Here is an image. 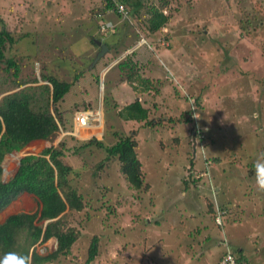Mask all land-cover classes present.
Here are the masks:
<instances>
[{"label": "rangeland", "instance_id": "374dc122", "mask_svg": "<svg viewBox=\"0 0 264 264\" xmlns=\"http://www.w3.org/2000/svg\"><path fill=\"white\" fill-rule=\"evenodd\" d=\"M141 1L134 19L108 15L107 19L117 26L116 32L109 30L100 35L96 12L103 9V0H0V16L8 32L15 39L29 33V40L35 41L32 45L37 49V58L27 59L25 42L7 46L5 56L16 59L19 71L17 78L9 80L0 70V84L6 92L0 94V99L12 92L42 86V81L31 82L40 80L42 68H46L60 80L73 84L62 101L48 105L51 114L61 117L65 129L75 111H64L74 107L99 111L101 126L96 128L97 137L92 138L109 147L116 140L112 133H133L139 144L152 148H148L149 155L156 153L165 160L157 163L155 169L152 161L149 165L143 161L144 170L151 173L147 176L152 179L146 178L150 182L147 192H137L120 175L117 161L105 163L98 171V163L105 156L103 151L90 146L74 152L90 139L79 141L56 135L53 140L27 146V152L39 154L49 147L60 149L62 144L65 156L61 161L73 169L71 186L86 204L81 212L64 213L66 227L79 236L68 255L59 256L50 264H86L94 236L99 238L98 252L90 264H213L225 248L215 244L211 247L205 240L209 234L215 238L221 234L237 255V251L254 255L258 264H264V190L257 184L255 169L258 161H264V0ZM151 5L170 19L160 36L149 35L138 25L140 20L142 23L149 18L144 6ZM164 35L169 39L164 41ZM98 39L106 41L112 50L105 53L97 67L91 68L99 51L92 40ZM132 54L142 67L141 78L162 81L161 97L154 103L159 101L163 106L150 120L154 126L163 120L164 126L158 129L144 121L118 118V110L134 100L154 110L150 94L135 95L126 83L117 87L119 109L103 110V97L124 76L118 71V63ZM94 77L98 78L97 83ZM16 82L22 86L17 87ZM175 91L179 93L176 100ZM196 97L201 99V113L197 111ZM113 103L109 100L110 105ZM41 105L39 102L31 108L36 112ZM197 115L199 119L195 118ZM190 118L196 121L190 122L193 129L186 123ZM167 121L171 125H166ZM195 128L213 142L208 149L207 141L202 145L199 138H192ZM86 131L79 136L86 138ZM21 155L5 157L1 181L12 178ZM213 155L217 162L204 160ZM189 158L197 164L192 177L198 182L197 189L190 187V195L186 196L179 189L183 187L180 181L189 178L188 166L182 168L188 165ZM171 163L175 164L173 170L165 172ZM25 198L30 196L21 195L14 200L5 209L7 213L29 212L30 207L34 211L36 200L22 204ZM210 203L215 211L225 207L218 212L225 220L215 221L214 213L208 214ZM107 207L114 213H109ZM197 230L201 231L200 236ZM32 250L46 256L56 250V240L37 243Z\"/></svg>", "mask_w": 264, "mask_h": 264}, {"label": "trees", "instance_id": "16d2710c", "mask_svg": "<svg viewBox=\"0 0 264 264\" xmlns=\"http://www.w3.org/2000/svg\"><path fill=\"white\" fill-rule=\"evenodd\" d=\"M123 1L130 6L129 12L131 17L133 19L136 18L139 12L138 9L142 6V1ZM112 8V3L107 0L105 1L103 9L96 12V14L105 15ZM144 9L149 18L142 23L140 20L138 25L145 28L149 35L160 36L162 34L161 31L168 26L170 20L169 16L164 15L162 11L154 7V5L150 7L144 6ZM138 19L139 18H137V20ZM247 24L252 25V22H247ZM242 30L245 31L246 29ZM29 36V33H24L15 39L13 34L8 32L6 26H4L0 16V70L8 76L9 80L12 77L17 78L19 67L14 57L8 59L5 56L7 46L11 47L15 43L25 42L24 47L26 51L29 52L26 58H37V49H34L35 47L32 45L35 41H30ZM164 36V41L165 39H169L166 35ZM93 42L94 40H92V45L95 46ZM105 44L110 52L112 47L108 45L106 41ZM157 44L159 45V42ZM115 47L117 46L115 45ZM133 55L134 54L126 56L125 59L117 65L118 71L124 76H122L119 83H116L115 87L110 88L103 97L105 112L111 109L116 110L117 107L119 109L120 104L117 100V87L119 88L122 85L121 83H126L135 91V95L144 92L150 94L152 97L150 104L154 110L146 109L141 102L134 100L129 105L118 110V118L123 121H132L136 123L144 121L146 125L152 127L154 125L150 120L156 117L155 112L163 106L159 101L154 103L157 97H161L160 87L162 81L158 78L154 81L149 78H141L140 70L142 67L135 62ZM12 69L14 71L13 73H11ZM77 75L74 76V79L77 78ZM40 81L47 82V84L40 87H29L24 90L12 92L0 99V164L4 156L11 152H20L32 142L50 141L56 137L55 134L58 131V127L55 121L58 120V122H60L61 117L57 118L54 114H51L48 105L49 103L56 105L62 101L64 96L69 93L73 84L60 80L54 73H51L46 68H42L40 80L34 79L31 83L37 84ZM94 82L97 83L98 78L94 77ZM15 85L17 87L22 86L20 82H16ZM37 91H39V93H37ZM1 93H6L4 89H2V84H0V94ZM37 94L40 95V99H37ZM175 95L176 100L179 98V93L175 91ZM109 100L114 101L115 104L113 103L110 105ZM195 101L198 107L197 111L201 113L199 109L200 97H196ZM39 102L42 103L41 107H38L36 112L33 111L31 106ZM145 102L147 101H144V103ZM146 104H148V102L145 103V105ZM110 106L111 108L109 109ZM78 109L79 108L74 107V109L64 112L73 113L74 111L76 112V110L78 111ZM161 115H163V113ZM192 120L193 119L190 118L186 120V123H189L193 129L192 123L196 121L193 120L192 122ZM172 121L171 119L169 120V122ZM169 122L167 121L165 124L171 125ZM163 123V120H160L154 123V127L158 129L164 126ZM112 135L116 140L109 147L105 146L102 141L92 139L81 147H78V149H75L74 152L77 153L78 150L94 146L105 153V156L98 163V171L102 169L105 163L113 160L117 161L119 163L118 171L125 179L128 186L137 192H147L150 188V182L147 181L146 178L152 179V177L147 176L151 173L148 171L145 172L143 161H146L147 165L152 161L155 169L157 163L165 162V160H162L160 155H157L155 152V155H149L148 151L152 150V148L150 149L148 146L150 149L148 150L146 145L142 143L139 144L133 133L127 136L119 132H114ZM192 135L193 139L199 138V143L202 145L207 141L208 144L205 146L206 149H208L209 144L210 146L213 144L209 137L203 135V131L200 128H195ZM178 141L179 139H176L175 142ZM60 146V149L54 147L46 148L40 156H27L22 158L20 160V166L10 181L5 184L0 181V212L5 210L14 200L24 193L32 195L38 200V208L31 213L11 215L0 224V258H3L8 252H19L22 255H30L32 264H50L59 256L68 255L72 245L77 241L79 234L74 229L66 227L64 213L67 211L81 212L86 208V204L84 202V197L78 194L77 190L71 186L72 180L70 179V175L74 173V171L71 167L62 163L61 158L65 156V148L62 144H60ZM167 148L171 149V147ZM195 150H198V148L196 147ZM145 152L147 153L144 155ZM197 160L201 164L202 160L200 158H197ZM204 160L208 161V163L211 161H218L214 155L204 158ZM188 162V165H182V168L186 169V166H188L187 176L189 178L180 181L183 187L181 186L179 189L181 194H185L186 196L190 195V187L192 188V186H194V189H197L195 183L198 182V179L192 177L194 166L197 164L193 163L194 161H190V158ZM173 165L175 166V164L171 163L169 166L170 168L165 172H169L170 169L173 170ZM166 169L167 167L165 170ZM1 173L2 168L0 167V177ZM179 176H182V174ZM158 177L161 178L160 176ZM158 182L161 181L159 180ZM224 208V206H221L215 211L213 204L210 203L207 207V212L208 214L214 213L213 218L215 219L218 216V212H223ZM107 210L109 213H114L111 207H107ZM46 221L47 223L43 225L42 223ZM199 232L201 231L197 230L196 234L200 235ZM212 236V234H209L205 238L207 243L212 239ZM21 237H23L22 244L19 243ZM52 238L56 240V250L53 253L40 256L32 250L37 243H46ZM221 241L222 247L225 248L221 257L226 250H229L240 264H258L254 260V255L244 254L240 251H237V255L236 251L234 252L228 247L227 241L224 238ZM98 243L99 238L97 236L92 237L86 264H90L96 258ZM247 257H249V259Z\"/></svg>", "mask_w": 264, "mask_h": 264}, {"label": "clouds", "instance_id": "9594fccd", "mask_svg": "<svg viewBox=\"0 0 264 264\" xmlns=\"http://www.w3.org/2000/svg\"><path fill=\"white\" fill-rule=\"evenodd\" d=\"M104 1V5H105V1H107V0H103ZM108 1H110L111 3H112V5H113V8L110 10V11H108L105 15H101V14H97L96 15V18L97 19H100L99 20V23H98V31H99V34L101 35L102 33H105V32H107V31H109V30H111V32L110 33H115L116 31H115V29H116V27L117 26H115V25H113L112 23H111V21H109L108 19H107V16L108 15H114V16H116V17H118V18H121L122 20H130V17H131V15H130V13H129V9H128V6H127V4H125V2L123 1V0H108ZM120 8H123V10H124V12L123 11H121L120 10ZM129 8H130V6H129ZM94 41H98V42H100L101 44H105V42H103V40L102 39H98V40H94ZM94 43V42H93ZM144 43V42H143ZM106 45V44H105ZM107 46V45H106ZM95 47H98V49L100 50V47L99 46H97L96 44H95ZM99 52V51H98ZM97 52V53H98ZM108 52H109V49H108ZM107 52V53H108ZM97 55V54H96ZM104 57V56H103ZM94 59V58H93ZM100 62V61H99ZM99 62H97L96 64H95V67H96V65L99 63ZM91 68H93V67H91ZM44 84H47V82H43ZM43 84V85H44ZM103 110H104V112H105V107H104V104H103ZM84 112H90V113H92V116H91V118L89 119V124H87L85 127H83V128H79L78 129V131L75 133V131H74V123H73V118H74V115L75 114H77V113H84ZM195 118H197V119H199L198 118V115L195 117ZM57 120V119H56ZM56 122V124H57V127H58V131H57V133L55 134V135H57L59 138H65V137H71V138H73V139H75V140H79V141H84V140H88V139H90V140H92V139H95V138H92V137H97V135L96 134H90V136H88V137H86V138H82V137H80L79 136V131H81V130H83V129H90L89 131L91 132V128H96V127H98V126H101V122H102V117H101V115L99 114V111H95V110H89V109H87V110H78V111H76V112H74L72 115H71V120H70V125H69V128L68 129H65L64 128V126H62L61 125V123L60 122H58V120L57 121H55ZM89 140V141H90ZM97 140V139H96ZM100 141V140H99ZM43 142H47V141H43ZM88 142V141H87ZM86 142V143H87ZM25 149V148H24ZM23 149V150H24ZM23 150H21V151H23ZM27 150V148L24 150L25 151V153H20V152H11V153H9V154H7V155H5L4 156V158H3V160L5 159V157L6 156H9V155H12V154H22L19 158H18V160H17V162H16V170H15V172H14V174L16 173V171H17V169H18V167L20 166V160L22 159V158H24V157H27V156H40V154L44 151H42L41 153H39V154H34L33 155V153L32 152H27L26 151ZM2 160V161H3ZM2 163V162H1ZM10 165H11V163H8L7 164V166L8 167H10ZM0 167L2 168V172L4 171V168H3V166L0 164ZM14 174H13V176H14ZM1 175H2V173H1ZM12 176V177H13ZM256 178H257V184H258V186H259V188H260V190H264V161H258L257 162V164H256ZM1 181V180H0ZM10 181V180H9ZM8 181V182H9ZM2 183H8V182H3V181H1ZM24 194H26V193H24ZM24 194H22V195H24ZM27 195H29V194H27ZM225 218L226 217H224V216H222L221 217V215L218 213V216L216 217V219L218 220V221H223V220H225ZM216 219H215V221H216ZM223 219V220H222ZM216 225V224H215ZM19 243L20 244H22L23 243V237H21L20 238V240H19ZM0 264H32V258H31V256L30 255H22V254H20L19 252H8V253H6L4 256H3V258H0Z\"/></svg>", "mask_w": 264, "mask_h": 264}, {"label": "built area", "instance_id": "2783aa9c", "mask_svg": "<svg viewBox=\"0 0 264 264\" xmlns=\"http://www.w3.org/2000/svg\"><path fill=\"white\" fill-rule=\"evenodd\" d=\"M120 10L124 12L123 8H120ZM91 116L92 113L90 112L77 113L74 115L73 123H74L75 133L78 131L79 128H83L87 124H89L88 121L91 118ZM218 264H240V263L236 261L235 257L231 254L229 250H226V252L223 254Z\"/></svg>", "mask_w": 264, "mask_h": 264}, {"label": "crops", "instance_id": "0c3cea01", "mask_svg": "<svg viewBox=\"0 0 264 264\" xmlns=\"http://www.w3.org/2000/svg\"><path fill=\"white\" fill-rule=\"evenodd\" d=\"M120 45H118L117 46V48L119 47ZM111 52V51H110ZM100 64V63H99ZM98 66V64L96 65V67ZM120 104V103H119ZM35 142H42V143H44L43 141H35ZM35 142H32V143H35ZM30 196V198H25V199H23L22 200V204H25V203H27L28 201H35L36 200V202L38 203V200L35 198V197H33L32 195H27V194H24V195H22V196ZM184 195V194H183ZM37 206V205H36ZM38 208V207H37ZM33 207H30V209H29V212H20V213H31L32 211H33ZM217 210V209H216ZM225 210V209H224ZM17 213H10V214H8L7 213V210H3L2 212H0V224H2L5 220H6V218L7 217H9V216H11V215H16ZM213 231H214V229H213ZM215 232V231H214ZM200 236V235H199ZM198 236V237H199ZM219 237H217V238H215L214 236H212V239L210 240V241H208L209 243H211V247H213V245L215 244V245H217V247L218 248H222V239L224 238V236H223V238L221 237L222 235L221 234H219L218 235ZM223 250V249H222ZM224 251V250H223ZM222 251V252H223ZM222 252L217 256V258H216V261L213 263V264H217V262H218V260L220 259V257H221V255H222ZM241 252V251H240ZM256 255H258L259 256V252L257 251L256 252Z\"/></svg>", "mask_w": 264, "mask_h": 264}, {"label": "water", "instance_id": "95a60500", "mask_svg": "<svg viewBox=\"0 0 264 264\" xmlns=\"http://www.w3.org/2000/svg\"><path fill=\"white\" fill-rule=\"evenodd\" d=\"M94 43L100 47L99 52L97 53V55L94 57L93 61H92V67L95 66V64L105 55V53L108 52V47L105 44H101L100 42H96L94 41ZM35 153H33L34 155Z\"/></svg>", "mask_w": 264, "mask_h": 264}, {"label": "bare ground", "instance_id": "6f19581e", "mask_svg": "<svg viewBox=\"0 0 264 264\" xmlns=\"http://www.w3.org/2000/svg\"><path fill=\"white\" fill-rule=\"evenodd\" d=\"M96 128H99V127H96ZM96 128H91L92 131H93L92 134H98V131L96 130ZM94 129H95L96 131H95ZM85 130H87V131L85 132V134L87 135V137L90 136V134H91V132L89 131L90 129H83V130H81V131H85ZM81 131H79L78 134H80Z\"/></svg>", "mask_w": 264, "mask_h": 264}]
</instances>
